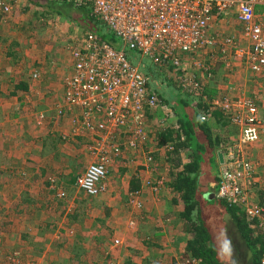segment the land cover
I'll use <instances>...</instances> for the list:
<instances>
[{
	"label": "built area",
	"instance_id": "2783aa9c",
	"mask_svg": "<svg viewBox=\"0 0 264 264\" xmlns=\"http://www.w3.org/2000/svg\"><path fill=\"white\" fill-rule=\"evenodd\" d=\"M72 2L76 8H90L99 24L116 40V43L104 41L97 33L89 31L73 39V45L68 47L74 73L67 80L63 107L58 115L66 116V112L72 110L76 112L78 127L87 133H106L111 138L103 142L102 151L112 148L113 154L110 157L106 152L98 154L99 161L91 163L76 179V187L89 198H97L107 191L104 183L109 177L108 166L125 151L123 145L113 144L114 134L122 130L123 134L131 135L125 147L138 150L147 139V115L165 109L140 65L133 64L132 56L148 58L165 72H175V82L190 92L202 90L199 80L203 75L208 78L213 75L208 73L210 66L200 64H196L200 75L187 72L191 70L186 66L191 59L202 55L208 56L213 66L215 62H222L231 68L234 59H238L254 75L264 72V23L259 20L260 12L264 13V0ZM13 10L11 0H0V12L5 17L12 15ZM232 18L242 28L240 41L234 35L224 37L211 33L214 23ZM241 39L246 41L247 47L241 45ZM244 97L225 96L212 102L213 110L220 108L237 131L220 152L222 162L214 197L243 212L251 225L257 221L253 227L264 234V205L257 199L259 185L249 152L264 133V109ZM171 119L176 123L175 118L168 115L164 128ZM208 119L202 117L203 121ZM97 147L93 148L97 151ZM165 149L171 151L172 147ZM148 159L153 160L149 155ZM146 168L149 169L148 164ZM150 184L152 182L148 181L146 185ZM140 193L131 194V204L139 210L143 207ZM57 196L62 199L66 193L59 190ZM189 264L201 262L190 259Z\"/></svg>",
	"mask_w": 264,
	"mask_h": 264
},
{
	"label": "rangeland",
	"instance_id": "374dc122",
	"mask_svg": "<svg viewBox=\"0 0 264 264\" xmlns=\"http://www.w3.org/2000/svg\"><path fill=\"white\" fill-rule=\"evenodd\" d=\"M11 1L14 3L13 15L10 17L6 16V18L0 12V45L3 48L0 59L6 58L5 53H8L10 44L12 45L16 40L11 37H18L17 39L19 41L17 42L20 45L22 44V47L18 50L15 47L11 49L12 52L18 51L13 57V60L6 61L4 59L0 61L1 68L4 65L13 67V76H9L10 74L8 75L7 73L6 75L0 73V264H24L26 262L32 264H125L126 261L135 257L137 253L141 254L139 255L140 257H146V259L153 257L154 252H151L149 249L150 252H147L145 247L138 245L140 243V237L137 235L130 237L132 241L129 242L132 247L129 245L130 247H127L128 249L126 251L125 247H122L123 237L118 239V235L114 236L112 232H106L109 227L103 226L98 221L104 215L101 213L107 209L106 205L109 206L110 204L109 200L106 202L101 201L103 195L94 199L87 198L74 184H65L63 179H58V173L49 172V175L48 173H43V167L41 165L45 164L44 162L37 163L32 160L36 156L35 154H42L43 157H46L44 161L54 159L55 157L57 158L59 154L55 148H51L52 146L50 148H44L45 145L43 144V149L39 148L41 145L38 142L39 139H30L28 137V131L31 129L33 133H42L45 127L42 123L44 117L52 119L55 116L56 119L53 122L58 121L57 117H64V115H58V111L62 109L63 103L57 102V99L61 100L62 96H65L67 80L74 73L71 71L73 61L68 47L73 45V39L80 38L84 33L89 32L90 27L78 21V25L76 26L64 25V28H59L55 26L54 22H49L51 27H48L46 30L45 26L41 27L40 20L37 21L38 18L36 19L33 16L35 13H38L36 6H27L30 12L24 17L23 9H25L26 5L23 3L20 4L16 0ZM17 3L18 5L16 7ZM23 19H30L29 21H24V23L26 25L29 22L35 24L36 32L35 29L32 33H25L21 30L19 25H21ZM259 20L264 23L263 12H260ZM84 28H86V31ZM211 33H220L224 37L234 35L238 41L243 36L242 28L235 18L227 19L221 23H214L211 26ZM5 39L7 42H4ZM8 40L12 41L9 42ZM241 42L243 47H247L246 41L241 39ZM56 50L58 51L57 55L55 54ZM20 57L24 58V60ZM50 57L53 59H50ZM62 58L65 61L61 62L60 59ZM141 62L151 63L148 58L141 59ZM215 64L217 65L215 70L216 74L211 79H208L204 75L203 77L206 78L205 81H219L221 78L224 81L221 82L223 84L222 89L225 86L227 88L225 92L221 90L220 94L224 93L223 95H226L230 99L241 95L252 99L250 98L252 96L254 97L255 103L264 109V72L257 76L250 72L246 73V70L243 68V62L238 59H234L233 66L239 65L241 67L233 71L234 73L224 71L222 62H215ZM14 71H18V73L15 75ZM187 72L189 74L195 73L194 70ZM218 72L226 74V78L223 75L219 76ZM165 73L175 79V72ZM196 73L200 75L199 70ZM232 76L237 79V84L231 86L229 83L234 81L232 80ZM21 81L22 83H28L27 90L21 91L17 89V85ZM228 87H231L230 92H227ZM46 102H49L53 109L49 110L46 115H40L39 112L42 110L41 105L46 104ZM35 113H38L39 120L38 117L33 116ZM171 120H169L168 124L172 123ZM12 129L14 130L13 133L11 131ZM235 134H237V131ZM94 135L96 134L88 132L85 143H92L91 148L96 147V145L98 146L97 151L94 150L95 148L90 149L89 147V152L92 158L96 157V160L99 161L98 154L105 152V150L102 151L103 142H109L111 138L110 135L101 133L98 136L103 137V139L99 141V138H94ZM117 135L118 141L116 143L113 141L114 145L121 146L127 144L128 141L124 137H120L119 134ZM226 135L228 134L226 133ZM9 136L10 139L13 136L16 139L14 141L19 142H15V144L11 142V144L9 142ZM232 137L233 133L232 136L228 135L224 138L229 142ZM72 144L70 143L68 145L71 146ZM81 153V158L83 157V159L81 160L79 158L77 162L84 161L85 164V158L88 157V154H86V151ZM165 153L164 150L163 152L160 151L161 155L158 156V160L155 161L154 168H152L154 174H151V177L153 175L157 183L163 182L164 178L169 179L168 171L170 170V165L167 163L166 155L164 156ZM26 154H31L29 156L30 159H26ZM252 157L253 155L251 159L254 160V157ZM145 159V164H148L150 167L153 160L150 162L148 154H146ZM203 161L205 163V160ZM254 162L256 161L254 160ZM111 163L108 166V170L111 168L117 170L118 178L112 176V172L110 171L111 173L104 183L107 188L104 195L108 194L109 183L111 185L112 183L119 182V175L123 177L122 168L119 165H111ZM211 163L213 170L217 173L218 168L215 164V156L214 158L211 156ZM80 166L69 164V167L74 173L79 170ZM88 166L85 164L82 171L86 170ZM205 172L206 177L204 179L209 178L213 181V172L210 173L208 167H205ZM73 175L77 177V173ZM54 177L57 180L52 179ZM152 181L156 182L155 180ZM256 181L260 185V181ZM203 183L209 184L210 181L207 180V182ZM52 187L54 188L52 189ZM159 187L158 198L156 200H159V209L164 210L166 206L165 201L169 197V194H166L168 193L169 187L163 183ZM59 190L66 192L65 198L60 199L56 197ZM25 192H27V199H32V202L27 205L24 204L26 206L20 212L11 210V205L14 201H18L20 207L22 206L24 201L22 197H27L25 196ZM119 196L120 198L115 200V204L117 205L115 209H117V212L119 210L121 212L116 216L120 217L119 215L127 210L128 214L132 211L139 212L143 210L144 203L141 202L142 196L139 198L143 206L140 210L134 207V204H131V193L127 195L128 198H125L124 191L123 194L119 193L117 197ZM217 210V207L212 206L208 207L205 213L213 215L215 219H222V217L216 214ZM17 213L18 216H16ZM162 216L161 214V220L165 223V218ZM135 222L136 220L131 223L136 226ZM119 224L120 222H118ZM151 224L157 225L159 222H151ZM217 225L221 228L219 223ZM123 227L120 226V230L124 231ZM140 230H145V228L141 227ZM216 235V239L220 242L222 261L227 264H250L251 255L238 234ZM116 241H119V243ZM160 250L165 252L162 256H167L168 253L166 252L170 250L175 252V258L172 257L173 254L170 252L166 261L168 259L170 260L166 263L163 262V264H189L191 259V255L185 250L184 241L181 242L178 239H173L170 245L167 244ZM145 252H147L146 255L144 254ZM149 253L150 255L147 256ZM164 259L163 256V259H158L160 261L152 262L153 260H151L150 263L162 264ZM141 261L132 262L133 264H143L145 259Z\"/></svg>",
	"mask_w": 264,
	"mask_h": 264
},
{
	"label": "trees",
	"instance_id": "16d2710c",
	"mask_svg": "<svg viewBox=\"0 0 264 264\" xmlns=\"http://www.w3.org/2000/svg\"><path fill=\"white\" fill-rule=\"evenodd\" d=\"M35 1L36 2L31 3L37 5L40 4L38 2L42 0ZM44 1H46L44 12L37 17L38 20L42 22L41 27L47 25L45 20L49 19L50 15H65L62 13L63 11H61V9L65 7L80 13V17L78 19H73V21L85 23L90 27V31L97 33L104 41L116 43L114 37L106 32L104 27L100 26L90 8H76L73 5V0ZM41 19H43V21ZM97 28H99V30ZM20 29L25 33H32L34 29L36 32V25L30 22L27 25L24 23ZM84 30H86V28H84ZM4 42H7V40L5 39ZM13 47L18 50L19 48L21 49L22 44L20 45L16 42L12 45L10 44L8 48L9 56H6L7 59L15 56L14 54L18 52H12L11 49ZM23 47L25 48V46ZM57 52L58 51L56 50V55ZM22 59L24 60V58ZM50 59L53 58L50 57ZM132 59L135 64L142 65V71L148 78L150 88L159 95L161 105L169 108V118H175L176 120V123H172L161 130L158 135L157 149L158 151L163 152L164 150L166 152L164 156L166 155L167 163L170 165V170L168 171L170 184L168 186L176 195L172 199L171 204L176 207L178 206L181 209L179 217L186 222L183 231L188 236L185 250L191 255L192 260H198L201 264H227L222 261L220 242L216 239V234H238L243 240L242 243L245 244V248L251 255L250 264H264V234H262L259 229L253 227V225L257 224V221L251 225L243 212L229 207L227 203L219 201L214 197L219 180L218 172L216 173L213 170L211 156H213V158L214 156L216 157L217 151H222L227 144V141L224 137L213 133L210 121L211 119H214L217 124L221 126L229 124L223 111L220 108L213 110L212 107V102L216 100V98L221 99V96H217L207 90V87L203 83V81H205L203 80L205 79L203 76V78H200L199 80L203 87L202 90H199L198 92H190L187 89L179 87L175 82L176 79L166 75L163 69L154 66L152 62L150 64L141 62L138 55L132 56ZM205 66L211 67L208 73L213 75L216 74V71L213 68L214 66L209 60ZM154 71L156 74L153 73ZM202 72L204 73L205 71L202 70ZM156 77L158 79L155 82L154 79ZM27 84L22 83L21 81L17 85V89L21 91L27 90ZM164 88L169 89V95H173L174 97L173 101L170 100L169 95H167L166 92H163ZM250 98L254 101V97L251 96ZM204 116H207L209 119L203 121L202 117ZM121 131L114 134L115 143L118 141L117 134H119L120 137H124L127 141L126 138H128L127 136L129 135L127 133H120ZM167 146H171L172 150H166L165 147ZM122 149L126 150L125 144ZM148 155L153 159V162L149 167V171L152 174V168H154L153 165L158 158L153 154ZM112 160L118 161L116 158H113ZM203 160H205V163H203ZM205 167H208L210 173L213 172V181L209 178L204 179V177H206ZM110 173L109 170V175ZM164 179L163 184L166 185L168 183L167 180L169 179ZM207 180L210 181L209 184L203 183L207 182ZM150 186L152 185L150 184ZM139 188H141L139 179L133 177L130 183V193L134 194L137 191H141L142 189ZM104 194L105 193L102 195ZM25 196H27V192H25ZM22 198L24 199L23 204L21 203L22 206L20 207L18 201H14L11 205V210L20 211L24 206L32 202V199H27L28 196ZM212 206L218 208L216 214L219 217H222V219H215L213 215L205 213L207 208ZM110 210L111 208L107 207L103 216L107 218L111 216ZM98 221L105 226L106 222L103 221L101 217ZM217 223L220 224L221 228ZM107 231L109 230L107 229ZM24 264L32 263L26 262ZM125 264H133V262L129 259Z\"/></svg>",
	"mask_w": 264,
	"mask_h": 264
},
{
	"label": "crops",
	"instance_id": "0c3cea01",
	"mask_svg": "<svg viewBox=\"0 0 264 264\" xmlns=\"http://www.w3.org/2000/svg\"><path fill=\"white\" fill-rule=\"evenodd\" d=\"M16 1L17 2L19 1L20 4L23 3L24 5H26L25 9H23L24 17H26L28 15V13L30 12L29 7L36 6L38 13H35L33 15L36 17V19H37L39 14H42L44 12V5L46 4V1H44V0L38 2L41 5L40 4L35 5V4L31 3V2H36L35 0H16ZM17 5H18V3L16 4V7H17ZM27 6H29V7H27ZM13 7H14V3H13ZM61 11H63L62 13L65 15H61V14L50 15L49 19L45 20V22L47 23V25H45L46 30L48 27L49 28L51 27V24H49V22L50 23L54 22L55 26L59 27V28H62V27L64 28V25H67V26L78 25V23L76 21H73V19H78L80 17L79 12H77L75 10L72 11V10L67 9L65 7L63 9H61ZM13 12H14V10H13ZM50 19H52V20H50ZM26 20L29 21L30 19H25V20L23 19L21 22V25H19V26L22 27L24 24V21H26ZM41 20L43 21V19H41ZM37 21H38V19H37ZM87 23H88V21H87ZM97 29L99 30V28H97ZM43 33H44V31H43ZM11 38L16 39L15 42L18 43L17 42V41H19L17 39L18 37H11ZM10 41H12V40H10ZM2 50H3V48L0 45V54L2 53ZM5 56H9V53H5ZM12 57H14V56H12ZM12 57H9L8 59H6V58H4V59L6 61L12 60L13 59ZM59 58H60V56H59ZM67 58L69 59V57H67ZM4 59H0V61L4 60ZM140 59H142V58L140 57ZM208 60L211 62V64H214L212 62V60L208 58V56L202 55L200 58H198V57L192 58L191 62L187 64V67L191 70H194V72L196 73V71L199 70V69H197L198 67L196 66V64H200V65L205 66L207 64ZM60 61L62 62L65 60H63V58H62V59H60ZM132 61H133V59H132ZM61 64L65 65L63 63H61ZM133 64L139 65V64H135L134 61H133ZM216 66H214V67L212 66L214 68V70H216ZM240 67L241 66H239V65L238 66L234 65L231 68H227L225 63H222V68L226 72L236 71ZM140 68L143 70L142 65H140ZM243 68H244V70H246V73L250 72L245 67H243ZM12 69H13V67H7L6 65H4L3 68L0 67V73H3L5 75L7 73L8 75L10 74L9 76H13ZM72 70H73V68L71 67V71ZM17 73H18V71H14L15 75ZM153 73L156 74L155 71ZM196 74L199 75L198 73H196ZM218 74H219V76L223 75L226 78V74H223L221 72H218ZM247 76H248V74H247ZM157 79H158L157 77L154 79L155 82ZM227 79H229V78H227ZM203 80H206V78ZM232 80H234V81H231L229 84L231 86L236 85L237 79L232 76ZM161 82H162V80H161ZM221 82H224V81L220 78L219 81H212L211 82V81L207 80V81H204L203 83L207 87L208 91L216 94L217 96H221V98H223L226 95H223L224 93L220 94V91L223 90V92H225L227 87L225 86L224 89H222L223 84ZM0 85H1V83H0ZM230 88L231 87H228L227 92H230ZM163 92L164 93L166 92L167 95H169V89L168 88H164ZM13 95H15V94H13ZM169 98L171 101L174 100L173 95H169ZM63 101H64V96H62L61 100L57 99V102H61V104L63 103ZM41 108H42V110L39 112L40 115H43V114L46 115V113L49 110L53 109V107L51 106V104L49 102H46V104L41 105ZM54 113H55V111H54ZM75 113L76 112H74L72 110L67 111L66 116H64L63 118L57 117L58 118L57 122H53V120L56 119L55 116L52 119H48V117H44L42 119L43 126H45L43 129V132L42 133L38 132L36 134V133H33V131H31V129H30V131H28L29 132L28 137L30 139H33V140L39 139L38 142L41 143L39 148H42L43 144H44L45 145L44 148H50L52 146L51 148H55L59 152V154L57 155V158L55 157L56 159L54 158V159H50L48 161H44V159L46 157H43L42 154H35L36 156L32 159L33 161H35L37 163H39V162L45 163V164L41 165L43 167V170H42L43 173H45V174L48 173V175H49L50 174L49 172H56V173H58V177H57L58 179H63L65 181V184L71 183L70 185L74 184L76 187V177L73 174L77 173V177H78L79 175H81L82 172L85 171V170L82 171L85 164L90 165L91 163H93L94 161H97V160H96V157H93V158L91 157V154L89 152V147H90V149L93 148V147L91 148L92 143H88V144L85 143V139L87 138V132L84 131V129H81L80 127L77 126V123H76L77 117L75 116ZM168 115H170V110H169V108H166V107L164 110L158 109V110L153 111V112L151 111V113H149L147 115V122L145 125L146 130H147L146 141L139 147L138 150H133L130 147H126V150H125L126 153H123L118 158H116L118 161L113 160L111 165H113V164H115L116 166L119 165V167L122 168L123 177L121 175H119V182H115V184L112 183L111 185L109 183V189L107 192L108 194L103 195V197L101 199L102 202H106L107 200H109L110 204H109V206L106 205V207L111 208V210H110L111 216H109L108 218L105 216H102L101 219L106 222L105 226L107 228L109 227L108 232H112L114 236L118 235V237H119L118 239H120V237L121 238L123 237L122 238L123 239L122 240V242H123L122 247H125V250L127 251V249H128L127 247H130V246L132 247V245L129 242V241H132L130 239V237H132L133 235H135V236L137 235L138 237H140V239H139L140 243L138 245H141V247H145L147 249V252L150 250L151 252L155 253L153 257H150L147 259H146V257H140L139 255H141V254L137 253L135 255V257H133L131 259L133 262H136V261L142 262L141 260L145 259V261H143V264L144 263L145 264H151L150 263L151 260H153L152 262L160 261L158 259H163V256H164L165 259H164V261H162V264H163V262L166 263L170 260V259H168V261H166L169 253L171 252L173 254L172 257L175 258V256H174L175 252L173 250H170V251L166 252V253H168L167 256H165V255L162 256V254H164L165 252L163 250H160V249L165 247L167 244L170 245V242L173 239H176V240L178 239L181 242L184 241L185 246H186V241L188 239L187 238L188 236L183 232L186 222L179 217V213L181 212V209L178 206L176 207V206H173L171 204L172 199L176 195L173 193L172 189L168 186L169 187L168 193H166V194H169L168 195L169 197H168V200L165 201L166 202L165 209L164 210L159 209V207H158L159 206V203H158L159 200H156V199L158 198V191H159V188H160L159 186L161 185V183H157V180L155 178H153V175L151 177V173H150L149 169L146 168V164H145L146 163L145 156L149 152H153V155H156L157 158H158V156H160V151H158V149H157V147H158L157 146V140H158V135L160 134L161 130L164 129L165 120L168 118ZM33 116H35L37 118L39 115H38V113H35V114H33ZM38 120H39V117H38ZM171 121H172V123L174 122V120H171ZM168 122L169 121L166 122L167 125H168ZM210 122H211L213 133L216 135L218 134L221 137H226L228 135L232 136V133L234 135L236 132V128L231 126L230 124L225 125V126L224 125L221 126V125L217 124V122L214 119H211ZM11 131H12V133L14 132L13 129ZM226 133L228 135H226ZM98 134H101V133H97L94 136V138L97 137V138H99V141H102L103 137L98 136ZM127 137L128 138H126V139L129 142L131 140L132 136L129 135ZM24 138L27 139L26 137H24ZM9 139H10V136H9ZM14 140H16V139L13 138V136H12V138L9 140V142L10 143L14 142V144H15V142H19V141H14ZM10 143H8V144H10ZM70 143H73V144L71 146H69L68 144H70ZM84 151H86V154H88V157L85 158V164H84V161H81L78 163L77 159H79V158L81 160L83 159V157L81 158V155H82L81 152L84 153ZM134 151H136V152H134ZM105 152H106V155L109 157L113 154L112 149L107 148V149H105ZM220 152L221 151L218 150L216 153V166L218 168V176H219V168H220L219 164L221 162L220 157H219ZM249 152H250L251 156L253 155L254 160L256 161V162H254L255 163V172H256L257 180L260 181V185L258 183L259 190H258V198L257 199L262 205H264V133L261 136L260 141L257 144L253 145L249 149ZM101 154H103V153H101ZM30 155L31 154H26L25 155L26 159L27 158L30 159L29 158ZM58 156H60V158H58ZM69 164H71L73 166H74V164L76 166H78V165H81V166H80L79 170L74 173L73 170L69 167ZM110 171L112 172V176H116V178H118L117 177L118 176L117 170H115L114 168H111ZM113 171H114V173H113ZM152 174H154V173H152ZM133 177H136L140 181V187L141 188H139V189H142V190H141V193L139 195H140V197L142 196L141 202L144 203L143 210L139 211V212L138 211H136V212L132 211V212H130V214H128V210H127V211L122 212L123 214L119 215L120 217H118L116 215L120 214L121 210H119L117 212V209H115V206H117L115 204V200L120 198V196L119 197H117V196L119 195V193L123 194V191H124L125 196H126L125 198H128L127 195L130 193V183H131V179ZM57 178L54 177L52 179L57 180ZM49 179H51V178H49ZM149 179L155 180L156 182H153L152 180H149ZM148 181L152 182V184H151L152 186L146 185ZM167 181H168L167 185H169L170 179ZM118 185H119V187H118ZM164 195H165V193H164ZM116 208H118V207H116ZM18 212H20V211H18ZM101 214H104V212H102ZM161 214L163 215L162 217L165 218L164 219L165 223L163 222V220H161ZM16 216H18V213ZM135 220H136V222H135L136 226H135V224L131 223L132 221H135ZM118 222H120L119 225H118ZM151 222H159V224L152 225ZM121 223H123V224L121 225ZM120 226H122V227L124 226L123 227L124 231L120 230ZM133 226H135V227H133ZM141 227L145 228V230H140ZM106 232H107V230H106ZM183 238H184V240H183ZM133 239H136V238H133ZM147 252H145L144 254L146 255ZM149 255H150V253L147 256H149ZM140 264H142V263H140Z\"/></svg>",
	"mask_w": 264,
	"mask_h": 264
},
{
	"label": "water",
	"instance_id": "95a60500",
	"mask_svg": "<svg viewBox=\"0 0 264 264\" xmlns=\"http://www.w3.org/2000/svg\"><path fill=\"white\" fill-rule=\"evenodd\" d=\"M219 157H220V161L222 162V155H219Z\"/></svg>",
	"mask_w": 264,
	"mask_h": 264
},
{
	"label": "clouds",
	"instance_id": "9594fccd",
	"mask_svg": "<svg viewBox=\"0 0 264 264\" xmlns=\"http://www.w3.org/2000/svg\"><path fill=\"white\" fill-rule=\"evenodd\" d=\"M101 27H103L102 25H100ZM56 197H58L57 195H56Z\"/></svg>",
	"mask_w": 264,
	"mask_h": 264
}]
</instances>
